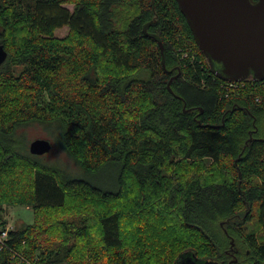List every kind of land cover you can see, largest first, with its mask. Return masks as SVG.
<instances>
[{"label": "trees", "instance_id": "1", "mask_svg": "<svg viewBox=\"0 0 264 264\" xmlns=\"http://www.w3.org/2000/svg\"><path fill=\"white\" fill-rule=\"evenodd\" d=\"M0 43V264H264V80L223 76L177 0H0ZM34 123L117 189L34 161Z\"/></svg>", "mask_w": 264, "mask_h": 264}, {"label": "water", "instance_id": "2", "mask_svg": "<svg viewBox=\"0 0 264 264\" xmlns=\"http://www.w3.org/2000/svg\"><path fill=\"white\" fill-rule=\"evenodd\" d=\"M195 41L208 60L230 81L264 80V0H177ZM0 43V68L8 58ZM47 138L30 143V152L42 155L52 149ZM178 264L200 263L184 256Z\"/></svg>", "mask_w": 264, "mask_h": 264}, {"label": "rangeland", "instance_id": "3", "mask_svg": "<svg viewBox=\"0 0 264 264\" xmlns=\"http://www.w3.org/2000/svg\"><path fill=\"white\" fill-rule=\"evenodd\" d=\"M68 32L69 28L63 27L56 31V35L59 37H65L67 36ZM19 133L22 134H19L17 137L20 141H23L27 144L29 156H31V158L41 166L56 167L71 178H85L104 190L113 191L117 189L118 168L116 165H107L98 173H87L81 169L78 171L76 169L78 166H76V162L74 163L69 155L63 150V148L56 141V135L51 133V130L46 128L45 125L34 123L21 128ZM37 138L49 139L53 145L52 149L42 155L32 154L30 152V143ZM22 152L25 153L24 150ZM2 215L3 219L7 221V226L10 229L23 228L27 224L32 223L34 220L32 208L21 205H5Z\"/></svg>", "mask_w": 264, "mask_h": 264}, {"label": "built area", "instance_id": "4", "mask_svg": "<svg viewBox=\"0 0 264 264\" xmlns=\"http://www.w3.org/2000/svg\"><path fill=\"white\" fill-rule=\"evenodd\" d=\"M236 83H237V82H236ZM232 85H233V84H232ZM7 235H8V229H6L5 231L2 232V234H1V238L4 239V238L7 237Z\"/></svg>", "mask_w": 264, "mask_h": 264}]
</instances>
